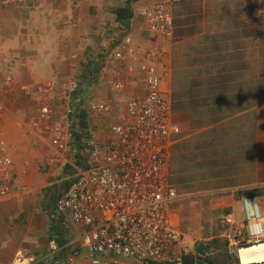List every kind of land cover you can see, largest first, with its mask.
<instances>
[{
    "label": "crops",
    "instance_id": "1",
    "mask_svg": "<svg viewBox=\"0 0 264 264\" xmlns=\"http://www.w3.org/2000/svg\"><path fill=\"white\" fill-rule=\"evenodd\" d=\"M157 2L171 11L167 41L148 29L141 13ZM122 6L132 11L126 22L115 12ZM263 14L264 0H0V137L12 159L13 184L25 185L0 195V264L18 249L34 255L33 264H66L56 249L81 243V229L54 211L62 184L56 171L63 167L47 161L50 134L27 129L38 117L34 88L44 82L78 80L72 107L83 112L84 133L99 136L118 119L125 99L143 93L139 65L153 64L157 71L165 66L170 118L179 127L169 144L168 181L177 194L169 218L194 264L196 247L218 239L206 245L217 251L219 239H227L225 214L241 223L243 196L257 195L264 208ZM124 35L139 48L138 55L118 62L133 68L125 74L124 100H116L108 114L91 112L89 99L111 95L104 60ZM162 47L163 58L146 55ZM75 145V152L65 153L64 167L84 157Z\"/></svg>",
    "mask_w": 264,
    "mask_h": 264
},
{
    "label": "built area",
    "instance_id": "2",
    "mask_svg": "<svg viewBox=\"0 0 264 264\" xmlns=\"http://www.w3.org/2000/svg\"><path fill=\"white\" fill-rule=\"evenodd\" d=\"M141 13L156 37L162 41L171 37L172 16L166 3L157 2ZM162 49H150L146 55L155 61L164 57L166 51ZM130 53L138 55L139 48L129 35H124L104 60L111 95L89 99V111L108 114L116 100H124L125 74H132L133 68L126 66L124 70L118 62L127 60ZM139 72L143 93L125 99L124 110L108 125L102 139L93 133L84 134V157L66 169L65 153L75 152L76 146L78 117L71 99L79 90V81L68 78L60 84L44 82L34 88L38 117L27 123V129L48 131L51 148L47 161L55 168L63 167L56 171L62 184L54 211L81 229L79 245L68 241L56 249L53 241L49 243L50 249L67 257L66 264H184L181 232L169 218V207L177 197L168 181L169 144L179 127L171 121L170 100L163 87L168 72L164 65L157 71L147 63L139 65ZM11 165L6 142L0 137L1 196L25 187L21 182L13 184ZM240 212V224L230 213L221 219L229 227L225 234L228 257L237 264H242L240 247L264 243V208L259 197L243 196ZM35 262L34 255L18 249L8 264ZM262 263L264 259L247 264Z\"/></svg>",
    "mask_w": 264,
    "mask_h": 264
},
{
    "label": "trees",
    "instance_id": "3",
    "mask_svg": "<svg viewBox=\"0 0 264 264\" xmlns=\"http://www.w3.org/2000/svg\"><path fill=\"white\" fill-rule=\"evenodd\" d=\"M116 12V15L119 19L121 20H124L125 22L131 17L132 15V11L131 9H129L128 6H122V7H118L116 8L115 10ZM77 116H78V120H77V129L75 131V140L77 141V145L79 147H82V137L84 136V128L86 127V124L84 122V116H83V112L80 111L79 113L77 112ZM69 166H67L68 168ZM66 169V168H65ZM218 239H211L209 243H206L207 244H216V241ZM219 241L221 242L220 246H223V247H227V239H219ZM226 242V243H225ZM202 246V245H199V247L203 250V251H208L209 253L212 252V249H211V252H210V248L207 247V246ZM205 259L210 263V264H224L223 262H226V258L227 260L229 261H234L232 259H230L228 257V253H227V250L225 249L224 250V253H222V255H218V254H215V255H209L208 253L204 256ZM235 262V261H234ZM184 264H194L193 262V256L189 255L186 257V255L184 254ZM264 264V263H262Z\"/></svg>",
    "mask_w": 264,
    "mask_h": 264
},
{
    "label": "bare ground",
    "instance_id": "4",
    "mask_svg": "<svg viewBox=\"0 0 264 264\" xmlns=\"http://www.w3.org/2000/svg\"><path fill=\"white\" fill-rule=\"evenodd\" d=\"M239 257L242 264L262 261L264 259V243L240 247Z\"/></svg>",
    "mask_w": 264,
    "mask_h": 264
},
{
    "label": "rangeland",
    "instance_id": "5",
    "mask_svg": "<svg viewBox=\"0 0 264 264\" xmlns=\"http://www.w3.org/2000/svg\"><path fill=\"white\" fill-rule=\"evenodd\" d=\"M264 16V14H263ZM262 41H261V56H262V59H261V62H262V71H261V76H262V80H264V17L262 18ZM106 133V129L103 130V134L102 135H97L96 137L98 138V140L102 139L104 137ZM240 221H242V218H241V215H240V212H239V217ZM242 230V229H241ZM243 235V234H242ZM241 235V236H242ZM227 250V247H223V246H220L219 249L217 251H212L211 252V255H215V254H218L219 256L222 255V253H224V250ZM210 255V254H209ZM205 256V255H204ZM205 259V258H204ZM224 264H237L236 262L234 261H228L227 258H226V262H223Z\"/></svg>",
    "mask_w": 264,
    "mask_h": 264
},
{
    "label": "water",
    "instance_id": "6",
    "mask_svg": "<svg viewBox=\"0 0 264 264\" xmlns=\"http://www.w3.org/2000/svg\"><path fill=\"white\" fill-rule=\"evenodd\" d=\"M196 251L198 253V257L195 259V264H210L206 259L203 258L205 252L202 249L196 247Z\"/></svg>",
    "mask_w": 264,
    "mask_h": 264
}]
</instances>
